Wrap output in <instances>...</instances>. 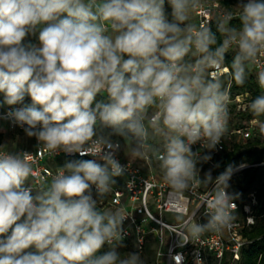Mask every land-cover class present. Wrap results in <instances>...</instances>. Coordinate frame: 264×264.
Segmentation results:
<instances>
[{"label": "clouds", "instance_id": "9594fccd", "mask_svg": "<svg viewBox=\"0 0 264 264\" xmlns=\"http://www.w3.org/2000/svg\"><path fill=\"white\" fill-rule=\"evenodd\" d=\"M168 4L171 20L165 0H0V93L3 104L21 105L3 118L50 156L103 161H66L33 195L23 187L34 174L28 152L0 146V264H145L139 251L121 257L117 250L126 236L123 210L97 209L127 173L117 158L122 148L136 158L151 153L177 194L213 185L203 198L205 222L175 217L186 241L232 227L239 194L229 191L230 180L243 165L229 164L215 178L211 170L201 178L199 166L228 131L230 96L218 74L226 53L234 50L228 77L240 85L264 57V0H241L240 27L230 26L226 11L216 32L189 22L202 0ZM256 81L264 90V67ZM248 108L264 135V93Z\"/></svg>", "mask_w": 264, "mask_h": 264}, {"label": "built area", "instance_id": "2783aa9c", "mask_svg": "<svg viewBox=\"0 0 264 264\" xmlns=\"http://www.w3.org/2000/svg\"><path fill=\"white\" fill-rule=\"evenodd\" d=\"M224 1L226 0H202V6L193 12L195 25L199 27L201 23H204L210 27L215 16L221 17L224 12L228 11L223 6ZM239 12L240 10L232 12L233 19L239 17ZM261 67H264V57L260 58L258 64L249 67L255 78ZM228 73L229 69L222 66L218 74L222 76ZM229 88L230 84L227 86L228 92ZM250 101L251 97L248 94L230 97L229 114L232 106H235V110L239 113L247 112ZM20 106H8L0 103V129L5 128L7 132L11 133L24 132L22 128L13 126L3 118L10 107ZM254 120L256 118L250 120L244 127L236 128L231 123L230 117L228 131L217 149L212 152V157L232 150L237 137L244 143L251 139L252 134L258 130ZM33 144V148L19 150L28 152V160L33 165L34 174L23 185L25 188H31L33 195H36L35 188L41 181H50L58 169L63 166L58 165L53 168L50 162L59 159L64 162L97 159L90 155L81 156L79 153L65 154L61 152L59 155L50 156L42 144L37 145L35 138ZM2 148L6 150L4 147ZM198 149H200L199 144L193 145L194 151ZM117 158L121 164L128 165L127 173L122 177L115 178L116 183L112 191L98 199L97 207L103 212L109 209L113 211L122 209L126 214L127 219L124 222L126 236L123 244L130 252L139 251L145 264H238L241 261L242 251L250 244L244 231L255 225L256 213L260 207L255 190H248L246 193L237 192L239 197L235 200L236 219L229 230L207 233L197 242L186 241L180 235L175 217L183 215L188 218L194 215L198 222H205L206 208L202 206L203 198L213 185H209V189L200 185L177 194L163 182L162 176L153 170V161L149 155H145L142 164H137L126 158L122 148ZM97 162L103 163L98 159ZM207 163L211 167L214 165L213 160ZM207 163L199 166L201 167V178L204 176L203 168ZM240 165L243 167H239L233 176L251 167H264V161L257 164Z\"/></svg>", "mask_w": 264, "mask_h": 264}, {"label": "trees", "instance_id": "16d2710c", "mask_svg": "<svg viewBox=\"0 0 264 264\" xmlns=\"http://www.w3.org/2000/svg\"><path fill=\"white\" fill-rule=\"evenodd\" d=\"M168 1V0H167ZM233 0H226L223 2V6L230 10L231 3ZM169 19H172L171 15H168ZM220 17L215 16L212 21L210 28L213 32H216V24ZM239 17L231 20L230 26L239 28L240 27ZM217 34V43L222 42V36L219 32ZM235 53L234 50H230L226 53L225 63L223 67L231 69V62L233 60ZM223 80V86L227 89L228 84H230L229 95L230 97H235L236 95H246L251 97V100L256 96L263 93L252 73L251 69H248L246 81L240 85L234 80H230L228 74L220 76ZM97 99H103L102 96H98ZM28 102V101H27ZM231 123L234 127L240 128L244 127L250 120L256 118L252 115L250 109L245 113H239L235 110V106H232L230 111ZM257 119V118H256ZM259 119L264 120V117ZM259 131V128L257 130ZM7 133V129H0V138ZM119 139V138H115ZM233 143L232 150L214 155L212 157L214 165L211 167L213 177L223 172L225 168L232 164L238 166L240 164H257L264 161V138L263 136H253L247 142H243L240 138H236ZM65 162L61 159L50 162V165L54 167L58 165H63ZM152 168L162 176L161 170L159 168V163L155 160L152 162ZM229 191L237 193H246L248 190H255L257 192L258 199L260 201V207L257 210V218L255 225L251 228H247L244 231L245 237L250 241L247 248L242 251L241 261L238 264H264V167H251L246 169L240 174H236L232 177L230 181ZM98 211L103 212L97 207ZM122 250L125 249L123 244ZM109 250V247L104 246L99 254H103Z\"/></svg>", "mask_w": 264, "mask_h": 264}, {"label": "rangeland", "instance_id": "374dc122", "mask_svg": "<svg viewBox=\"0 0 264 264\" xmlns=\"http://www.w3.org/2000/svg\"><path fill=\"white\" fill-rule=\"evenodd\" d=\"M241 2V0H233V2L231 3V7H230V10L228 9V11H231V12H235V11H238L240 9H238L236 6ZM164 8H165V14L168 18V15H171V7L170 5L168 4V1L165 0V5H164ZM169 19V18H168ZM171 20V19H169ZM190 23H193L195 24V17H194V13H192L191 17H190V20H189ZM27 40L30 41L31 43L33 44H37L38 45V39L35 37V36H29L27 37ZM185 59H193L191 56L189 57H186ZM264 93V91H263ZM3 94L0 93V103L2 105H6V104H3ZM28 101V102H27ZM25 104H30L31 103V98L26 96L25 97V101H24ZM17 135V133H16ZM16 135H14L13 133H6L4 134L1 139H0V143H2L6 148L10 149V148H15V147H18L20 146L21 144H25V138L23 136H19L17 137ZM253 135H257V136H263L264 138V135H262L260 132H257L255 131L253 134H252V137ZM20 138V139H19ZM3 139V140H2ZM18 141V142H17ZM123 143V142H122ZM149 144H151L153 147H156V148H160L161 147V141L160 139L157 137V138H149V141H148ZM16 144V145H15ZM124 149V153H125V156L127 159L133 161L134 163H137V164H141L143 162V158H136V157H131L130 155H128V152H127V148H123ZM147 155L150 156L151 160L153 161L154 158L153 156L151 155V153H148ZM211 169V165L209 163L205 164L204 165V168H203V171H204V174L209 171ZM106 211H113L111 209L109 210H106ZM11 231V230H10ZM10 234V233H9ZM125 249L127 250H122V248H118L117 250L120 252L121 254V257H124L127 255L128 252H130L127 248V246H125ZM27 251H34V249H29ZM108 251V250H107Z\"/></svg>", "mask_w": 264, "mask_h": 264}, {"label": "crops", "instance_id": "0c3cea01", "mask_svg": "<svg viewBox=\"0 0 264 264\" xmlns=\"http://www.w3.org/2000/svg\"><path fill=\"white\" fill-rule=\"evenodd\" d=\"M196 24V23H195ZM153 111V110H152ZM7 133H11V132H7ZM14 135H16V133H13ZM17 137H19V136H23L24 138H25V144L23 145V144H21L20 146H18V147H15V148H10V149H8V148H6L2 143H0V146H2V147H4L6 150H8V151H19V150H21V149H23V148H33V146H34V144H33V140H34V137H27L26 135H25V133L24 132H17V135H16ZM1 139V138H0ZM20 139V138H19ZM3 140V139H2ZM18 142V141H17ZM123 144V143H122ZM16 145V144H15ZM123 151H124V149H123ZM125 154V153H124ZM143 161H144V158H143ZM143 163V162H142ZM141 163V164H142Z\"/></svg>", "mask_w": 264, "mask_h": 264}]
</instances>
